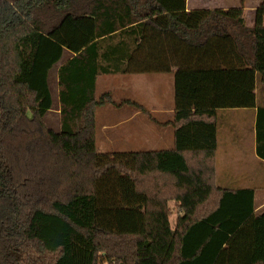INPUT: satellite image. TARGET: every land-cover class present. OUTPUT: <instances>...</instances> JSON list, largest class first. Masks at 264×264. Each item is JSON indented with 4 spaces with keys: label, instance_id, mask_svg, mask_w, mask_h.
<instances>
[{
    "label": "trees",
    "instance_id": "trees-1",
    "mask_svg": "<svg viewBox=\"0 0 264 264\" xmlns=\"http://www.w3.org/2000/svg\"><path fill=\"white\" fill-rule=\"evenodd\" d=\"M244 3L0 0V264H264L256 188L217 182L224 110L257 108L264 161V0L251 27ZM76 18L92 39L71 53L56 35ZM57 64L59 130L45 122ZM173 68L174 146L99 151L98 108L152 115L98 76Z\"/></svg>",
    "mask_w": 264,
    "mask_h": 264
},
{
    "label": "rangeland",
    "instance_id": "rangeland-1",
    "mask_svg": "<svg viewBox=\"0 0 264 264\" xmlns=\"http://www.w3.org/2000/svg\"><path fill=\"white\" fill-rule=\"evenodd\" d=\"M211 2L212 0H207ZM219 1L220 4H230L231 7L240 4L241 0H214ZM201 3L205 0H192V3ZM244 5L246 7L247 13L246 17L248 19L252 18V13L249 12L251 9L250 5L254 6L257 4L256 0H244ZM88 22L85 19H69L68 26L59 30L56 37L64 41L67 45L68 50L71 53L77 50H71V45H84L92 36H90L86 41L83 40V35L88 27ZM74 31V35H70ZM69 34V35H67ZM85 41V42H83ZM80 47V46H79ZM73 49V48H72ZM68 52L65 55L67 58L70 55ZM64 58V59H65ZM63 59V60H64ZM62 60V61H63ZM61 61V62H62ZM59 64L55 65L49 74V84L51 92L54 99L53 108L46 114L45 122L48 126L53 129H60V113L58 104V81H57V70ZM151 74L143 75L141 73L132 74L127 80V74H117L100 77L98 82L99 92L110 91L113 92L117 100L134 98L141 102H147V107L152 108L154 105L157 106L159 98L162 94L166 95V101L174 105V87L172 86V78L168 74ZM264 95V86H259V97ZM148 96V98H147ZM132 106L122 105V106H102L97 111V135L96 142L97 148L101 152H115V151H151V150H162L170 149L173 147V129L170 125H160L155 124L153 121L148 119L145 114H138L133 118V120H128L127 123L119 124L118 126L112 127L113 123L127 119L130 112L133 111ZM155 118L157 120L170 119L167 115L164 116L158 114L157 111L154 112ZM172 118V115L170 116ZM224 119H222V122ZM221 122V121H220ZM164 128V129H160ZM261 170L262 168L259 167ZM263 182V180H261ZM262 187L258 192V199L264 196V184H260ZM176 220V213L171 216V222L174 223Z\"/></svg>",
    "mask_w": 264,
    "mask_h": 264
},
{
    "label": "crops",
    "instance_id": "crops-1",
    "mask_svg": "<svg viewBox=\"0 0 264 264\" xmlns=\"http://www.w3.org/2000/svg\"><path fill=\"white\" fill-rule=\"evenodd\" d=\"M262 1L263 0H256L257 4H255L254 6L250 5L252 9L249 11L252 13L251 19H248L246 17L247 10L245 7L244 17L247 26L251 27L255 24V11L256 8L262 3ZM216 8L228 9L231 8V5L225 4V2L224 4H220L219 1H214V0H212L211 2L205 0V2H202V4L201 3L199 4L198 2L192 3V0H187V10L216 9ZM175 70L176 68H173V72L152 73V75L153 74L170 75L173 83L172 86L174 87ZM141 74L144 75L145 73H141ZM131 75L132 74H127V80L130 78ZM147 75H151V74H147ZM101 76L103 75H99L97 78V90L99 86L98 82L100 81ZM106 76H111V75H106ZM115 99L117 100L116 97ZM130 99L136 100L134 98H130ZM258 99L259 102H262V104L264 105V95L261 98L258 96ZM136 101L141 103L151 113L152 116L150 117L141 110L133 108V111L130 112L127 119L113 123L110 126L115 127L118 126L120 123L121 124L127 123L128 120H133L135 116L142 113L145 114L148 117V119L153 121L155 124L160 125V127L163 125H170L172 127L173 146H174V127L170 124V121L173 119V115H174V105L169 106L170 104L166 101V95L162 94L161 98H159L157 102V106L155 107L153 105L152 108L147 107V105L152 104V102L148 103L147 100L146 102H141L139 100ZM155 111H157L158 114L162 115L163 118L165 115H167L170 119H167V121L157 120L154 115ZM171 115L172 118L170 117ZM257 116H258L257 108H253V109L239 108V109L224 110L220 112L216 161H217L218 184L225 187H235V188L255 187L256 188L255 210L261 211L264 210V196L258 199V192L260 191L259 189L263 187V185L262 187H260L261 186L260 184H264V161L261 160L256 154ZM222 119H224L223 122ZM96 120H97V113H96ZM160 129H164V128H160ZM259 167H261L262 170ZM261 180H263V182Z\"/></svg>",
    "mask_w": 264,
    "mask_h": 264
}]
</instances>
